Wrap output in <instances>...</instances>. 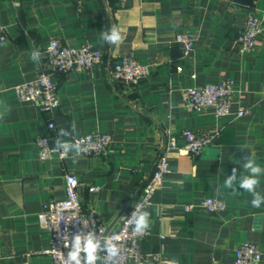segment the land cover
<instances>
[{"label":"crops","instance_id":"0c3cea01","mask_svg":"<svg viewBox=\"0 0 264 264\" xmlns=\"http://www.w3.org/2000/svg\"><path fill=\"white\" fill-rule=\"evenodd\" d=\"M249 13L262 20V30L255 46L242 52L239 37ZM113 25L123 40L108 45L101 33ZM184 30L195 35L189 54L175 42ZM53 38L91 44L103 60L91 69L55 71L60 104L47 112L19 100L13 85L49 68L46 49ZM33 49L41 52L39 63L31 60ZM125 53L149 66L150 74L136 84L113 78V64ZM228 78L237 84L234 114L186 106L187 87ZM0 102L10 108L0 119V264H54L44 252L51 236L37 215L46 201L64 198L68 173L79 179L85 211L116 227L169 136L184 143V128L219 134L198 157L168 152L170 171L144 208L150 213L143 241L149 257L129 264H234L244 241L259 244L264 264V204L254 208L248 192L222 187L233 168L247 174L246 155L264 167V0H0ZM238 104L249 112L237 117ZM51 119L53 144L59 128L75 125L73 134L110 133L114 151L82 154L76 163L71 154L41 160L34 140L48 131ZM259 179L257 191L264 195V175ZM91 185L99 188L90 191ZM206 196L225 200L227 208L204 209Z\"/></svg>","mask_w":264,"mask_h":264},{"label":"built area","instance_id":"2783aa9c","mask_svg":"<svg viewBox=\"0 0 264 264\" xmlns=\"http://www.w3.org/2000/svg\"><path fill=\"white\" fill-rule=\"evenodd\" d=\"M120 1L125 2L126 0ZM261 30L262 20L254 13H249L245 27L239 37L240 51H250L255 46ZM175 42L182 46L184 54H189L195 45V35L190 30H184L177 33ZM46 58L49 67L47 70H41L37 78L32 81L14 84L13 90L19 100L31 101L42 110L53 112L60 104L53 73L55 71L67 72L70 70L91 69L102 62L103 52L88 43L78 46L67 44L60 38H53L46 49ZM182 68V66H178L179 70H182ZM149 74V66L132 53L121 55L112 67L114 79L131 84L140 82ZM236 93V81L228 78L216 82H207L202 86H189L184 90L183 100L190 109L201 110L206 106H212L218 116H225L234 114L231 110L235 104ZM248 112L246 106L238 104V110L235 114L238 117ZM55 127L54 120H49L47 123L48 131L38 135L34 140L37 155L41 160L53 156L60 157L59 153L52 151L55 145L52 143L51 135ZM218 134V131L210 132L184 128L182 130L184 143L181 145H179L176 136H169L164 150L158 156L155 170L141 190L133 196L129 210L114 228H108L100 222L94 212L85 211L79 194V179L75 174H66L64 198L46 201L43 209L37 215L39 222L51 236V243L48 248H45L44 252L51 254L54 264H67L66 256L69 248L66 246L67 240L65 237L70 241L75 234L81 231H93L99 236L100 230L104 232V236L119 234L121 237L119 241L120 253L116 264L140 262L148 258L149 254H145L143 251V241L149 236L150 230L148 229L143 235H138L132 231L128 219L138 206L145 208L156 186L170 171L167 157L169 151L178 150L181 153L198 157ZM71 139L75 141L83 140L86 143L89 150L83 153L85 155L106 156L114 151L112 136L107 132L84 131L73 134ZM98 188L97 185L89 186L90 191H95ZM200 206L211 212L221 211L227 208V202L215 196H206ZM190 208L191 206H187L186 209L189 210ZM105 254L103 251V256ZM234 256V264H261L262 251L258 243L244 241L237 246Z\"/></svg>","mask_w":264,"mask_h":264},{"label":"clouds","instance_id":"9594fccd","mask_svg":"<svg viewBox=\"0 0 264 264\" xmlns=\"http://www.w3.org/2000/svg\"><path fill=\"white\" fill-rule=\"evenodd\" d=\"M101 39L105 44L116 45L123 40V35L119 28L113 25L107 30L102 31ZM31 60L33 63H39L41 61V52L39 49H33L31 51ZM9 111L10 108L8 105L0 102V119H3L4 115ZM74 132L75 125H71L69 128H59L52 151L59 153L61 159L71 154V160L73 163H76L81 155L89 149L83 140L75 141L71 139ZM243 161L242 168L247 174L238 173L237 169L233 168L232 174L226 176L222 187L224 189H231L232 194H235L238 188L248 192L252 196V207L259 208L264 204V195L257 191L260 184L259 178L264 175V167H261L256 162L252 154L246 155ZM217 191L219 192L220 189L218 188ZM128 223L132 226L134 233L143 235L150 228V213L138 206L132 212ZM99 232L100 235L98 236L93 231H81L75 234L70 241L65 237L67 240L66 246L69 248L66 256L67 264H97L98 260H102V264H116L117 257L120 253V235L113 234L111 236H104L103 231L99 230ZM100 251H104L106 254L100 257L98 255ZM171 264H178V261L173 260Z\"/></svg>","mask_w":264,"mask_h":264},{"label":"water","instance_id":"95a60500","mask_svg":"<svg viewBox=\"0 0 264 264\" xmlns=\"http://www.w3.org/2000/svg\"><path fill=\"white\" fill-rule=\"evenodd\" d=\"M237 1L245 5H254V0H237ZM98 255L102 257L103 251H100ZM97 264H102V260H98Z\"/></svg>","mask_w":264,"mask_h":264}]
</instances>
